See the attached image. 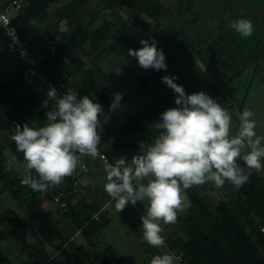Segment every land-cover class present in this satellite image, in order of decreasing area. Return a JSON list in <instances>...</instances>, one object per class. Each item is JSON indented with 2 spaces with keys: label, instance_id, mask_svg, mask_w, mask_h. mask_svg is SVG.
<instances>
[{
  "label": "trees",
  "instance_id": "1",
  "mask_svg": "<svg viewBox=\"0 0 264 264\" xmlns=\"http://www.w3.org/2000/svg\"><path fill=\"white\" fill-rule=\"evenodd\" d=\"M2 1L8 3L12 0ZM55 1L32 0L24 12L14 15L16 25L23 29L26 39L28 38L24 27L29 22L47 24L49 33L54 20L55 23L73 20L79 16V10L83 6L102 0H73L52 14L49 8ZM118 1L136 14L135 22L140 21V18L145 20L142 23L145 33L162 47L165 46L159 43L157 32L174 28L178 36H181V32L186 33L185 38L179 37L181 46L170 47L165 53L172 55L174 62H178L173 51L179 49L181 55H184L191 50L207 70L208 80L190 94L204 91L223 107L229 103L226 86L235 77L252 65L256 66L258 71L264 72V0H177L174 7L178 11L177 18L170 14L171 6L165 7L160 0ZM89 17L88 24L80 26L72 34L60 32L58 29L53 32L52 38H58V48L45 61L44 68L52 76L54 72L58 73L54 77L71 76L74 79L72 88L79 96L89 95L94 102L102 106L101 119L112 112L110 105L115 94L108 86L114 75L106 73L100 66V61L119 49L133 47L134 40L130 32L133 31L134 21L121 15L113 20L110 17L105 18L104 12H91ZM99 19L103 21L94 27ZM237 19H248L252 22L254 30L250 37L242 38L235 30L229 28V24ZM134 33L141 41V36L135 31ZM46 34L41 39L42 44L46 42ZM8 52V40L4 30L0 28V59ZM86 56L92 57L89 59L91 66H88ZM219 72L228 76L227 81L223 79L225 86L221 84V78H218ZM30 84L34 85L33 88L24 93L23 89ZM38 87L41 88L33 71L18 60L9 78L0 83V108L6 111L8 121L14 129L17 124L39 128L49 123L45 114L54 110L55 106L47 101ZM14 97H18L13 103L17 112L8 108ZM44 100L47 101L45 106L42 105ZM165 110L167 109L162 103L154 99L119 128L111 127L100 133L103 141L101 150L110 159L129 146L140 151V142L151 143L152 137L160 131L153 125ZM137 132L144 135L132 142L131 138ZM9 147L24 161L23 154L16 151L12 139ZM3 149H0V179L4 183L3 190L9 191L20 205L26 206L27 219L44 244H52L64 235L69 239L76 232H80L86 242L91 243L101 234L109 219L101 213L98 219L94 217L99 213L100 206L84 197L75 201L72 198L78 170L89 173V168L85 172L76 167L74 173L64 179V187H50L47 196L53 199L52 193L60 187L71 201L67 211L60 209L63 212L62 218L57 220L54 213L46 210L40 202L45 192L33 191L22 185V177L15 176L13 169L6 168ZM237 163L240 167H245L242 160ZM248 175V182L239 189L226 182L222 188L207 183L185 190L191 207L187 214L178 216L176 223L180 234L167 241L168 248L182 252L191 264H264V177L255 172H248ZM214 193L216 199L213 197ZM62 224H66L63 229ZM68 245H72V240ZM73 249L78 257L85 255L84 247ZM0 264H11L2 252ZM93 264L136 263L129 262L112 245H108L95 252Z\"/></svg>",
  "mask_w": 264,
  "mask_h": 264
},
{
  "label": "clouds",
  "instance_id": "2",
  "mask_svg": "<svg viewBox=\"0 0 264 264\" xmlns=\"http://www.w3.org/2000/svg\"><path fill=\"white\" fill-rule=\"evenodd\" d=\"M229 28L242 38L250 37L254 30L248 19H237ZM157 43L154 39L141 40L142 47L128 49V55L145 70H166V56ZM175 79L162 77V82L177 94V107L161 113L153 125L160 131L152 142H140V152L131 161L123 156L114 163L105 160L104 191L115 202L118 213L129 203L135 206L147 201L140 217L143 239L155 248L166 246L161 223L175 224L178 214L191 207L185 190L207 183L222 188L226 182L239 189L249 175L238 160L248 169L264 170V135L256 131L264 127V122L254 119V113L245 108L233 135L232 116L225 107L204 91L186 94ZM47 97L55 101V109L45 114L49 123L39 128L17 124L12 136L16 151L23 154L21 183L39 192L62 184L76 170L80 156L103 159L98 149L102 106L89 95L81 97L76 92L60 97L51 86ZM121 99L122 95L116 93L110 111L119 107ZM17 164V158L11 156L6 168L11 170ZM179 259L165 252L154 255L150 264H178Z\"/></svg>",
  "mask_w": 264,
  "mask_h": 264
},
{
  "label": "crops",
  "instance_id": "3",
  "mask_svg": "<svg viewBox=\"0 0 264 264\" xmlns=\"http://www.w3.org/2000/svg\"><path fill=\"white\" fill-rule=\"evenodd\" d=\"M162 1L160 0L161 4L163 5ZM123 13L124 15H120L123 16L125 19L131 18L133 21L136 19V14H134V12L128 9L127 7L123 8ZM143 22H145V20L143 18H140V21L137 20L134 25V27H136L134 30L136 33L138 32V35L142 33V28L144 31V26L142 25ZM140 25L141 29H138ZM24 31L27 35V38L31 41V43H33V46L39 47L43 42L41 41V39H43V35H45L48 31V25H40L36 21H31L24 27ZM143 36H145L143 38L144 40L153 39L147 33H143L142 37ZM37 42L40 44H37ZM130 47L131 46L117 50L123 53L124 58L121 61L120 65L118 67H115L110 73H123V69L128 62L125 52ZM115 52H113L112 55ZM188 54H190L191 57H194V59H197L191 50H188ZM16 63L17 58L15 54L11 51L0 59V83L4 82L9 78V75L14 69ZM200 64L199 67H201V69H203L208 74L204 66L202 64L200 66ZM250 67L245 69L238 77H235L232 80V83L240 79ZM252 67H254V75L253 78L250 79L249 86L246 89L247 91L237 97L228 96L229 103L223 106L231 113L233 135L236 133V130L239 127V115L245 108L250 109L254 113V119H256L257 121L264 122V72L260 70L258 71L257 67L254 65H252ZM57 74L58 73L54 72L53 75L55 76ZM218 78H221L222 81L223 79L225 81L228 80V76H225L220 72ZM229 84L230 83H228L227 86ZM28 90L30 89H27L26 86L23 89V92L26 93V91ZM17 98L18 97H14L13 101L8 107L9 110H12L13 112H17V109L13 106V103ZM237 98L239 100H237ZM46 104L47 101L44 100L42 102V105L45 106ZM117 109H119V107ZM117 109L105 116L107 117L105 121L109 123V121L114 120L113 118H116V116L113 115L116 113ZM0 110L2 111V115L5 114L6 116V111L2 110L1 108ZM103 119L104 118H101V124ZM4 120L5 119L0 116V149L4 148L2 151L3 153H5L6 149H10L9 143L12 139V136L15 134V132L11 129V126L7 125V122H3ZM102 128L104 129L103 126ZM256 131L257 134L264 135V127H257ZM139 152L140 151L136 150L132 146H129L128 148L124 149L120 154H118L114 158H111L110 160L111 163H114L116 159H119L121 156H123L126 157L128 161H131L133 155L139 154ZM4 164L6 163L4 162ZM246 167L247 166L245 165L244 168ZM250 172L256 173L254 169H252V171ZM89 174L90 170L89 173H84L78 170V177L75 180L78 186L75 187L73 194L74 197L72 196L73 201L84 197L87 198L89 202L96 203L100 206V210L99 213L96 214L94 217L98 219L100 213L104 214L109 219V223L103 228L101 234L99 235L102 236L104 241H100V243H98L99 236H97L91 243L86 242V240L83 238V241L76 246L84 247L85 255L83 256V258H86L88 256L93 257L96 251H100L108 245H112L117 250V252L121 256L125 257L129 262H133L136 264H150L151 258L154 255L163 254L161 252H157L160 249L164 253L169 252L166 250L167 242H165L166 246L164 247V250L162 248H155L152 246L150 248L145 247V245L148 246L149 244L143 239V229L138 230V226L142 225L140 217L143 215V213L135 210V208H133L129 212V206H127L123 211L118 213L115 209V202L104 191L102 185L98 183L96 179L92 178ZM257 174L264 177V170L260 171V173ZM3 184V181L0 179V223H6L7 226L5 228L4 233L0 236V252H2L6 257L9 258L11 264H48L56 254L60 253L62 250H64V248H67V245L71 242V240L73 244L79 239L81 233H74L69 239H67L65 244H63L59 249L53 250V255H51V252V256H49L50 246L42 242L35 228L31 226L32 224L27 219L26 206L20 205L9 191L3 190ZM59 186L62 187L63 183ZM7 193H9V196H7ZM40 202L46 210L54 213V218H56L57 220H60L62 218L63 212L60 210L59 206L53 202L52 197L47 196V194H43L40 198ZM187 212L188 209L183 213H179L178 216L185 215L187 214ZM162 229L163 231L161 234H165L167 236V241L175 238L180 234V229L177 223L168 224ZM140 244L143 245L145 248L144 252L142 253H138V250L140 249L138 247ZM130 257L133 258L131 261L129 259ZM78 261H81V259H79Z\"/></svg>",
  "mask_w": 264,
  "mask_h": 264
},
{
  "label": "rangeland",
  "instance_id": "4",
  "mask_svg": "<svg viewBox=\"0 0 264 264\" xmlns=\"http://www.w3.org/2000/svg\"><path fill=\"white\" fill-rule=\"evenodd\" d=\"M73 0H56L49 8L50 13L55 14V12L59 9H61L66 4L72 2ZM162 1V0H161ZM163 5L166 7H170V14L174 15L176 18L178 17V11L176 8H174L177 5V0H165L162 1ZM123 8H125L118 0H102L101 2L93 1L91 4H86L79 10V16H77L73 20H65L60 23H55V20L53 21V26H50L49 33L46 34L47 40L48 38L52 37V34L57 29L60 30V32H66L69 34L74 33L79 29L80 26H85L88 24L89 20V14L91 12H95V14H101L104 12V17H110L115 19L116 16H119L120 14L124 15ZM135 16V15H134ZM171 18V17H170ZM131 19V18H130ZM174 19V18H173ZM103 21V19H99L95 26L100 25V23ZM135 21L133 22V31L130 32L131 38H133L134 44L133 47H130L131 49H139L142 47L140 44V39L135 36L134 27ZM58 24V25H56ZM138 29H141V25ZM168 29V28H167ZM161 30V29H160ZM141 33V31H140ZM139 33V34H140ZM145 33L142 28V33L139 35L141 36V40H144L142 37V34ZM138 34V32H137ZM159 43L164 45L165 47L160 46L157 43V48L162 49L166 60L165 63L167 65L166 70H155V69H143L139 66L138 61L136 58L131 57L128 55V50L126 53V58L128 60L126 66L123 69V73L115 74L108 83L109 89L114 93H120L122 95V99L120 100L119 109H117L116 113L113 116H116V118H112L114 120L105 121L107 117H104L102 120V126L104 127L103 131L113 127V128H119L120 125H122L124 122L129 120L131 117H133L136 113L141 111L143 108H145L147 105H149L154 99L160 101L162 105L166 108H172L175 105V97L177 94L173 92V90L164 82H162V77L169 76V77H175L174 83L181 85L186 94H190L194 89H196L201 83H204L208 80L209 75L199 67V62L197 59H194V57H191L190 54L185 53L184 55H181V50L173 51L172 53L175 54L174 57L178 59V62H174L172 55H167L165 53V50H168L170 47H178L181 46L182 43L179 41V37H186L185 32H181L180 35H177L176 29H168V31H160V33L157 32ZM58 40V38H57ZM151 42V40H149ZM128 48V49H130ZM90 56V55H89ZM88 56V57H89ZM92 56V55H91ZM87 56L85 57L88 66H91V62L89 61L90 58ZM124 56L121 51H116L113 55L111 54L110 57L107 56L103 58L100 61V66L104 69V71L110 73L115 67H118L123 60ZM197 60V61H196ZM201 66V64H200ZM253 70L254 67H250L240 79L234 81L233 83L230 82L228 86H226V93L228 96L231 97H237L242 93H245L247 90V87L249 86L250 79L253 78ZM69 74L72 75L70 72ZM223 86H225L223 81H220ZM34 85L30 84L27 85V89L33 88ZM26 87V86H25ZM39 90H42L38 87ZM237 100H239L237 98ZM0 116L4 118L5 120L3 122H7V125L11 126V129L15 132V129L13 125H11L10 121L7 120L5 114L2 115V111L0 110ZM119 114V115H118ZM101 131L100 133H102ZM144 134L137 132L135 135L132 136L131 141L140 139ZM7 152V155L5 154ZM4 155V161L7 163V160L11 156H15V154L11 151V149H6ZM16 157V156H15ZM17 158V157H16ZM82 159L84 162L88 165V168L90 170V176L98 183L102 185V188H104V184L106 181V172L105 167L100 163V161L97 158H92L91 156H83ZM18 164L13 168L15 176L22 177L23 175V165L24 161L18 159ZM263 163V161H262ZM6 166V164H5ZM244 171L246 174L248 172L252 171V169H248L247 167L244 168ZM256 171V170H254ZM256 173H260L257 172ZM214 193L213 197L214 199L217 198ZM7 196H9V193H7ZM129 212L133 208L135 210L141 212L144 214V211L147 207V201L144 202H137L135 206H132L129 203ZM131 217V216H130ZM129 217V218H130ZM63 228L66 227V224H62ZM168 225V224H167ZM33 226V225H31ZM166 225L161 223V227L164 228ZM142 230L141 226H138V230ZM165 237V242H167V236L163 234ZM83 236H79V239L75 241L72 245H67V248H64L60 253L56 254L48 264H93V257L88 256L86 258L83 257H77L75 255L74 247H76L78 244H80L83 241ZM68 239V236L64 235L61 239L58 241L48 244L50 246L49 250V256L53 255V250L59 249L63 244L66 243ZM100 241H104L102 236H99L98 243ZM145 247H151L150 245H145ZM168 248V245L166 246ZM140 248L138 250V253L144 252L145 248L143 245H139ZM166 248V250H168ZM164 250V248H162ZM52 252V254H51ZM158 253H164L161 249L157 251ZM51 254V255H50ZM81 259V261H78ZM130 261L133 259L132 257L129 258ZM135 260V258H134Z\"/></svg>",
  "mask_w": 264,
  "mask_h": 264
},
{
  "label": "built area",
  "instance_id": "5",
  "mask_svg": "<svg viewBox=\"0 0 264 264\" xmlns=\"http://www.w3.org/2000/svg\"><path fill=\"white\" fill-rule=\"evenodd\" d=\"M31 1L32 0H12L5 3L0 0V28L5 32L10 51L15 54L17 60L23 66H26L33 71V75L39 83L45 98L55 106V101L49 100L47 97L49 87H54L57 90L58 96L62 97L66 92H76V90L72 88L74 79L71 76L54 77L44 68L45 61L51 54L57 51V39L50 37L41 46L34 47L30 40L24 37L23 29L16 25L14 15L24 12L29 7ZM102 145L103 141L101 139L98 149L103 159L100 157H98V159L105 167V160L109 163H111V160L108 155L101 150ZM77 167L83 169L85 172L88 171V166L82 159V156H80ZM76 186H78L77 183H75V187ZM49 192L50 188L45 194ZM52 194L53 202L63 211H67L71 203L65 191L60 187H57V190ZM6 226V223H0V236L4 233ZM262 231L264 232V228H262ZM168 251L170 254L180 257L178 264H191L186 260L182 252H176L170 249H168Z\"/></svg>",
  "mask_w": 264,
  "mask_h": 264
}]
</instances>
